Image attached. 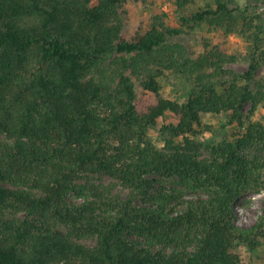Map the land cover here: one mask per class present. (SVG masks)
<instances>
[{
	"label": "trees",
	"instance_id": "obj_1",
	"mask_svg": "<svg viewBox=\"0 0 264 264\" xmlns=\"http://www.w3.org/2000/svg\"><path fill=\"white\" fill-rule=\"evenodd\" d=\"M139 1L0 0V264H247L237 246L264 243V209L251 226L235 211L264 189V15L170 0L178 24L163 11L129 31ZM204 23L248 35L247 70L180 40ZM169 73L191 84L181 97L163 94ZM220 114L241 130L205 155Z\"/></svg>",
	"mask_w": 264,
	"mask_h": 264
},
{
	"label": "rangeland",
	"instance_id": "obj_2",
	"mask_svg": "<svg viewBox=\"0 0 264 264\" xmlns=\"http://www.w3.org/2000/svg\"><path fill=\"white\" fill-rule=\"evenodd\" d=\"M215 4V0H192L190 5L191 10L198 9L200 7ZM242 11L246 15H254L262 13L264 15V5L262 3L255 6L249 0H236ZM128 30L132 31L139 25L145 27L151 17L157 12L167 11L169 17L168 22L173 25L178 24L175 14L174 4L170 0H147V2H131L128 6ZM264 37V32L262 33ZM211 40L215 44L222 45L228 53L236 54L238 56L236 61L227 63L228 68L234 69L236 72H243L248 69L250 65V57L253 54L250 48L251 41L248 35H242L241 33L233 32L226 34L221 28L210 29V27L204 23L197 27L190 34L181 38L186 46L191 50L200 51L204 49L205 40ZM264 45L258 51L257 55L261 57V65L256 73V78L264 81ZM192 52V51H191ZM164 85L163 94L167 97L179 96L185 92L191 84L185 85V79H181V76L177 74L169 73L168 76L162 79ZM181 97V96H179ZM184 98L182 97V100ZM250 105L247 104L246 112L248 113ZM254 119H260L264 121V103L260 104L258 109L253 115ZM206 123H211L216 126L213 130H205L203 133V140L207 147L203 150L205 155L209 154V146L217 144L224 138H233L234 132H240L241 127L235 123L230 122V118L227 114H220L218 116L206 115L203 119ZM150 135L159 143L163 144L162 137L158 128H150ZM252 152L263 153L264 149L259 146L257 149H252ZM157 178H163V184L167 187L183 188L184 186L178 182L177 178L166 179L164 177L155 176ZM95 182H104L110 184L115 182V179L107 175L94 176L92 179ZM157 185L159 183L157 182ZM116 190L126 195L129 193V188H125L122 184L118 183ZM264 209V189L256 190L250 189L244 192L238 199L235 211L238 216V223L244 226H251L258 219L259 215ZM86 242L94 243V240H86ZM237 250L240 252L243 260L247 264H264V243L254 249L247 245L240 244L237 246Z\"/></svg>",
	"mask_w": 264,
	"mask_h": 264
}]
</instances>
